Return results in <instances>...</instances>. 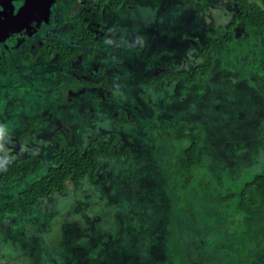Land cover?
<instances>
[{
	"label": "rangeland",
	"instance_id": "1",
	"mask_svg": "<svg viewBox=\"0 0 264 264\" xmlns=\"http://www.w3.org/2000/svg\"><path fill=\"white\" fill-rule=\"evenodd\" d=\"M251 1L264 8V0ZM60 5L62 9L55 4L53 12L61 22L69 6ZM236 12L235 0H127L118 13L106 15L109 20L100 27L97 64H106V78L112 82V91L105 96L111 105L107 108L129 114L131 119L129 125L117 129L118 147L127 150L131 159L122 164L115 158H100L98 180L89 176L80 187L69 180L64 194L42 198L33 213L18 219L6 216L0 230V264H118L119 230L134 235L129 243L138 238L141 244L145 234L156 241L161 236L158 220L167 207L158 164L167 162L188 141H167L164 148L153 146L150 139L181 124L195 127L205 138L200 149L204 168L195 171L187 190H180L187 212L177 219L181 241L191 264H234L233 243L213 252L210 247L219 234L222 239L237 234L242 217L233 216L230 205L217 207L205 201L201 182L211 179L223 193L237 191L245 179L262 169L264 31L255 35L240 23L228 47L235 46V50L224 56L219 53L209 77L197 84L174 78L157 93L146 81L161 68L190 71L203 60L201 47L223 35ZM63 38L64 33L58 37ZM57 68L44 72L41 66L39 86L8 88L3 96L8 104L0 107V133L12 128L11 136L16 138L25 118L50 112L54 104L42 91L55 80ZM78 71L83 70L78 67ZM3 97L2 103L6 102ZM64 110L67 116L76 113L69 103ZM116 124L105 108H97L82 129L83 146L95 134L108 138ZM149 128L152 133L147 134ZM78 131L75 127L70 133L77 137ZM6 151L0 167L24 155L42 154L46 159L43 169L29 179L7 186L0 182V192L7 189L17 194L47 173L59 149L52 134L35 131L31 147L12 158L6 157ZM175 179L173 192L181 177L174 174ZM256 255L258 264H264V246Z\"/></svg>",
	"mask_w": 264,
	"mask_h": 264
},
{
	"label": "trees",
	"instance_id": "2",
	"mask_svg": "<svg viewBox=\"0 0 264 264\" xmlns=\"http://www.w3.org/2000/svg\"><path fill=\"white\" fill-rule=\"evenodd\" d=\"M126 1L99 0L98 4H87L79 13L64 17L67 30L63 39L57 38L55 42L46 43L45 47L40 49L42 59L48 62L56 61L58 66L55 80L42 91L54 105L48 114L45 115L40 111L37 115L26 119L18 142L19 146H31L35 131L49 132L57 143L59 151L52 156L47 173L40 179L28 184L17 194L7 189L0 192V230L6 216L18 219L33 213L42 198L64 194L69 180L76 187H80L82 181L89 176L98 180L100 158H115L122 164H126L131 159L127 150L118 147L121 139L117 131L118 128L129 125L131 119L129 114L121 115L118 110L107 108L106 105H111L105 96L112 91V82L106 78L104 71L106 64H97L101 60L100 27L109 20L106 15L118 13ZM235 2L237 12L228 23L227 31L201 47L199 53L203 60L200 63L194 65L190 71L161 68L154 71L147 79L146 86L153 87L157 93H161L164 84L174 78H180L189 84H197L200 79L209 77L219 53L224 56L225 52L235 50V46L228 47L234 42L235 29L240 23L245 24L255 35L263 32L264 8L251 0H235ZM78 67L83 71H78ZM82 98L85 100L83 104ZM65 103L73 106L75 115L67 116L64 110ZM97 108H105V111L115 117L117 124L108 138L95 134L89 138L84 147L80 135L89 120V115ZM75 127L79 130L77 137L70 133ZM150 129H147V134L152 133ZM157 135L152 134L150 139L153 146L157 147L165 148L166 142L172 140L188 141L187 146L179 148L167 162L158 164L164 177L165 204H167L166 211L158 220L157 231L160 230L161 236L158 235L157 240L154 241L152 235L145 234L139 241L141 244H138L137 238L134 247L133 243H129L134 235H131L130 231L119 230L120 241L116 249L121 257L118 262L116 261L118 264H154V262H158L155 264H191L180 238L182 230L178 227L177 219L178 216L187 215L185 199L180 196V190H187L196 177L195 171L204 168L205 155L200 152L204 137L195 127L186 124L179 125L177 129H164ZM45 160V156L37 154L24 155L4 163L0 167V182L6 186L14 182L21 183L40 172ZM174 174L180 176L181 180L173 192V183L177 185V179L176 182L173 180ZM201 185L206 191L203 195L205 201L217 207L230 205L231 214L242 217V227L239 232L225 239L220 238L219 234L217 242L211 245L210 251L213 252L217 247L231 242L235 245L234 264H258L256 253L264 246V161L262 169L245 179L237 191L223 193L211 179L201 182ZM226 222L227 220L224 219L221 226L224 227ZM6 231L15 232L9 229ZM10 239L13 245L16 237Z\"/></svg>",
	"mask_w": 264,
	"mask_h": 264
},
{
	"label": "flooded vegetation",
	"instance_id": "3",
	"mask_svg": "<svg viewBox=\"0 0 264 264\" xmlns=\"http://www.w3.org/2000/svg\"><path fill=\"white\" fill-rule=\"evenodd\" d=\"M89 3L98 4L99 0H0L1 99L9 92V87L31 89L34 85L39 86L41 80L38 74L43 70L41 66H44V72L53 71L57 67L56 61L48 62L42 59L40 49L45 47L46 43L55 42L65 33L67 27L64 17L79 13ZM55 4L61 9L60 4L69 6L68 11L62 14L61 22L53 12ZM1 99L0 107L3 109L8 102L4 98L6 102L2 103ZM12 105L16 106L14 101ZM23 127L24 125L21 128ZM11 131L12 128L8 132L0 133V159L4 157V149H8L6 157L12 158L26 148L19 146L20 136L12 137Z\"/></svg>",
	"mask_w": 264,
	"mask_h": 264
},
{
	"label": "bare ground",
	"instance_id": "4",
	"mask_svg": "<svg viewBox=\"0 0 264 264\" xmlns=\"http://www.w3.org/2000/svg\"><path fill=\"white\" fill-rule=\"evenodd\" d=\"M205 132V131H204ZM205 139V138H204ZM250 162V161H249Z\"/></svg>",
	"mask_w": 264,
	"mask_h": 264
}]
</instances>
